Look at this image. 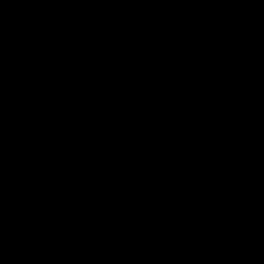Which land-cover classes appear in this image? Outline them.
Here are the masks:
<instances>
[{
    "label": "water",
    "instance_id": "water-1",
    "mask_svg": "<svg viewBox=\"0 0 264 264\" xmlns=\"http://www.w3.org/2000/svg\"><path fill=\"white\" fill-rule=\"evenodd\" d=\"M0 264H264V0H0Z\"/></svg>",
    "mask_w": 264,
    "mask_h": 264
}]
</instances>
